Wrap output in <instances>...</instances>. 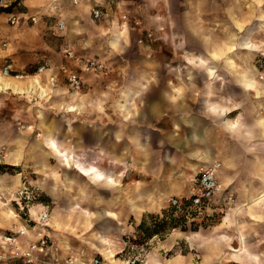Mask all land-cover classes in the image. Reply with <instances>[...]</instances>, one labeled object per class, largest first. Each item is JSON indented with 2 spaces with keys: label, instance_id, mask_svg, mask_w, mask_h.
I'll return each mask as SVG.
<instances>
[{
  "label": "crops",
  "instance_id": "1",
  "mask_svg": "<svg viewBox=\"0 0 264 264\" xmlns=\"http://www.w3.org/2000/svg\"><path fill=\"white\" fill-rule=\"evenodd\" d=\"M72 1L21 0V5L11 11L18 17L15 25L9 22V12L0 11V43L6 41L8 44L6 48L0 45V59L5 62L4 65L7 62L15 65L11 55H31L19 49L22 32L38 34L45 41V45L39 47L41 55L45 57L50 56V50H55L58 41H55L56 37L61 38L63 58L58 63L48 60L43 63L47 67L45 74L50 78L58 77L59 73L62 76L58 78V88L53 89L57 93L54 106L59 109L60 120L59 128L53 135L61 144L65 145L70 141L72 148L77 152H86L84 154L88 158L94 152L101 153V159L98 155L97 159H88V162L93 163L90 168H103V177L97 183L90 179L89 182L110 188L111 168L124 169V174L126 169L134 168L135 180L139 179L135 183L138 184L137 190L131 192L132 195L129 193L128 197L122 193L123 199H133L135 203L136 200L151 199L170 201L175 197L187 196L194 186L197 171L213 160L221 159L223 167L219 173V181L224 188L235 193V196L246 198L248 202L251 198L256 199V203L259 199L264 200V190L256 195L249 191L248 181L239 180L242 166L236 160L238 154H234L231 147L223 144L220 134L227 115L236 113V121L231 122L235 123V127H231L230 122L226 125L232 132L241 123V116L249 120L251 106L255 104L253 101L256 102L258 112L264 106V82L257 80V58L264 54V49L250 50L242 45L246 39L258 44L262 41L264 44V0H118L120 3H114V0H78L77 5ZM55 3L61 6L62 18L67 22V28L62 32L57 30L58 18L51 10ZM101 4L106 13L102 19L95 20L91 9ZM109 7H117L130 18L138 17L152 24L149 31L153 33V37H145L143 44L147 42L151 51H155V47H162L163 42L168 52L166 64L157 61L149 67L141 68L142 72H149V76L146 79L121 82L122 85L119 86L122 89L119 88L116 95L111 94L110 85L104 86L98 82L100 75L84 73L77 61L64 57V50L69 48L81 57L108 60L115 54L120 55L130 45L134 30L132 19L122 20L120 11L118 15L109 16ZM32 16L38 17L37 23L30 20ZM259 25L263 33L257 30ZM223 33L226 34L225 43L222 41ZM47 40L52 43L48 44ZM228 46H231L230 50ZM250 54L256 55L253 64L247 58ZM64 65L69 70L80 73L84 81L82 92L71 90L66 81V73H62ZM252 71L255 72L257 86L262 89L256 94L248 84L250 77L247 76H251ZM162 73H165V78ZM37 85L40 82L36 79L33 86ZM100 88L102 95L97 94ZM256 96H261L257 98L260 101L253 99ZM68 105L77 106L81 112L67 111ZM243 105V113L238 112L239 106ZM259 117H264L262 111L253 121L244 122L245 125L243 123L246 127L245 136L255 137L254 134L257 133L264 138V128L257 122ZM208 159L211 160L207 161ZM258 162L264 167L262 160L258 159ZM0 182L2 183L1 177ZM1 186L7 199L21 188V185L15 188L10 185L7 188ZM145 202L137 203L138 206L134 208L130 206L131 212L138 219L143 214L142 211L151 210L157 205ZM240 206L238 203L235 208L229 209L225 221L216 226L215 230L228 226L226 222L234 212H240ZM82 210V213L91 216L90 211H84V208ZM108 212L114 216L125 214L121 209ZM14 224L18 225L16 219ZM112 224L115 228L114 235L118 234L116 237L121 238L124 229L117 227L113 221ZM237 225L240 246L241 242L246 244L247 251L238 253L236 258L233 250L240 246H230L233 257L229 254L228 258L245 260L250 264H264V250L261 252L258 247L260 241L258 245L248 244L243 233L244 225L241 222ZM99 236L104 242L103 248L94 247L103 254L102 263L124 264L125 261L117 258L123 251V243L119 241L120 249L116 250L112 248L114 240L109 236ZM200 236V232H190L186 236L190 248L195 246L194 239ZM220 238L225 242L231 239L227 234H222ZM217 239H214L215 242H221L216 241ZM19 240L23 245L20 244L17 250L23 251L26 242L34 241L35 238L30 231L21 235ZM171 247H175V244ZM105 248L115 252L113 259L108 258ZM215 256H218V260L226 257L223 250L216 252ZM91 260L92 258L85 264H90ZM207 261L205 258L201 263ZM158 264L191 263L188 256L176 254L170 260Z\"/></svg>",
  "mask_w": 264,
  "mask_h": 264
},
{
  "label": "rangeland",
  "instance_id": "2",
  "mask_svg": "<svg viewBox=\"0 0 264 264\" xmlns=\"http://www.w3.org/2000/svg\"><path fill=\"white\" fill-rule=\"evenodd\" d=\"M114 1V3H120L118 0ZM119 11L117 7H112L109 16L124 14L122 11L119 13ZM127 17V20L132 19L131 22L134 26L132 42L130 45L128 44L127 48H124L125 50L120 55L115 54L108 60H104L108 62L111 73L107 78L100 76L101 78L97 79L104 86L110 85L111 94L113 95H116L119 88H121L119 86L122 85L121 82L146 79L150 73L142 72L141 68L149 67L151 63L157 61L160 64H166L168 61L165 43L162 42V47L160 46L158 49L155 47V51H151V47H148L150 45H147V42L143 44L144 38H149L147 33H152L149 31L152 29V24L147 21L144 22L138 17L130 18L128 14ZM224 26L229 27L230 25ZM257 30L263 33L260 25L257 26ZM225 35L223 33V42L225 41ZM20 38L19 49L31 53V55H11L10 58L13 59L15 64L13 65L14 73L29 77L17 80L12 77H4L1 70L5 62L0 59V77L12 82L19 89L17 92H14L13 89L0 90V177L2 180V176L6 175L10 183H15L14 188L18 185H21V188L24 186L29 187L31 193H34L37 198L35 204L49 206L51 213L49 235L52 236L49 238V245L45 251L36 253L41 261L28 262L23 257H13L16 253H23L30 241L26 242L23 251H18L16 247L2 241V236L10 234L11 231L18 234L19 231L13 222L15 219L12 215V209L9 206L0 205V264H63L70 258H72V263L69 264H85L95 256L103 260V254L99 252L98 248H103L104 242L99 235L109 236L108 238L114 240L115 246L113 244V249H120L118 247L119 241L123 243V251L117 255V258L125 261L124 264H132L135 259H137L136 264H158L170 260L176 254L188 256L191 264H199L205 258L208 261L204 264H250L245 260L239 261L228 258L231 253L229 247L238 248L240 246V233L237 225L240 222L244 225L243 233L246 242L258 245L260 241L259 250L261 252L264 250V217H256L264 215L263 199L256 203L235 196L236 201L233 204L217 206L213 213L186 214L184 219L178 220L183 212L180 209L172 210V205L168 200H136L135 203L133 199L125 200L122 198V193L128 197L129 193L132 195L131 192L137 190L138 184L135 183L139 179L135 180L134 168L126 169L125 174L124 169L111 168L110 176L113 181H110V188L107 186L105 188L103 184L92 183V185L89 179L94 183H97L99 179L95 178L93 174L88 175L82 168L90 169L89 166L93 163L88 162V159H97L99 156V159H101L102 155L94 152L88 158L86 152L81 151L83 152L81 153L74 150L70 146V141H67L65 145L61 144L53 135V132L59 128L58 124L60 123L59 109L54 106L57 93L53 89L58 88V78L62 76L59 73L58 77H51L54 78L53 88H51V78L45 74L47 67L44 71L39 72V68L46 60L51 63H58L57 61L63 58L60 45L61 38L56 37L55 41H58L55 45L57 46L55 50H50L49 57L41 55L42 52L39 47H43L45 41L40 39L38 34L22 32ZM139 38H141L140 41ZM49 40H47L48 44L52 43ZM242 45L250 50L264 49L262 41L258 44L246 39L242 42ZM228 49L230 50L231 46H228ZM255 56V54L247 56L250 64L254 63ZM48 67H51V65H48ZM250 69L254 70L253 67ZM162 75L165 78V73H162ZM253 77L255 79V75ZM36 79L40 82V90H38V85L33 86ZM97 94H103L101 88ZM260 97L256 96L253 99L260 101V99H257ZM253 103L255 104L251 106L252 113L249 120L243 119L241 116L242 121L237 125V130L231 132L226 128V125L229 122L236 121V118H234L236 113L229 114L226 117L227 119L223 121L220 134L223 144L226 147H231L234 154H238L236 160L242 166L239 180L248 181L249 191H253L257 195L264 190V167L260 166L261 163L258 162V159H260L264 164V138L257 133L254 134L255 137L245 136L246 127L244 126L245 123L253 121L258 113L262 111L261 108L258 112L256 102L253 101ZM46 104L49 105L48 108ZM70 107L72 105H68L67 111ZM78 109L80 108L69 112H81ZM243 110L244 105L239 106L238 112L243 113ZM50 137L55 141L57 140L58 144L63 147L68 156V162L61 161L48 145ZM249 147L254 148L249 149ZM219 160L222 162L223 167V160ZM96 169L100 172L104 170L101 167H96ZM91 172H95V169ZM125 180L127 185L124 186ZM0 184L3 185V181ZM143 185L146 187V184ZM233 191L235 192V189ZM145 201H153L152 203L157 205L152 207L151 210L143 212L138 219L131 212V208L138 206L137 203L143 204ZM238 203L241 204L240 212H234L235 215L226 222L228 226L215 230L216 226L225 221L228 210L235 208ZM83 208L84 211H87V209L90 211V217L82 213ZM113 209L124 210L125 214L114 216L108 212ZM171 215L177 219L174 220ZM32 216L35 218L34 214ZM155 220H164V222L159 224L155 223ZM112 221L115 222L117 227L120 226L124 229L121 238L116 237L118 234L114 235L115 228H113ZM111 232L113 234H110ZM190 232H200L201 234L200 237L194 239L195 246H192V248L185 239ZM222 234L229 235L231 239L226 242L221 240ZM216 237L218 238L216 241L221 240V242H215ZM20 244L23 245V242L18 238V246ZM173 244H175V247L172 248L171 245ZM220 250L224 251L226 257L218 260L215 253ZM230 257H233V255L230 254Z\"/></svg>",
  "mask_w": 264,
  "mask_h": 264
},
{
  "label": "built area",
  "instance_id": "3",
  "mask_svg": "<svg viewBox=\"0 0 264 264\" xmlns=\"http://www.w3.org/2000/svg\"><path fill=\"white\" fill-rule=\"evenodd\" d=\"M105 1V0H103ZM74 5L78 4V0H73ZM21 5V0H0V11H5L10 13L9 22L15 25L18 22V17L11 12L16 6ZM103 5H95L91 9L92 17L95 20H100L104 17ZM52 13L57 16L56 28L58 31L62 32L67 28V22L62 18V8L58 3H55L52 8ZM110 15V13H107ZM123 20H127V14L121 15ZM33 23L38 22L37 16L30 17ZM147 37L151 38L152 33H147ZM0 45L4 48L8 46L6 41H1ZM64 57L68 60L77 61L80 70L87 74H97L103 78H107L111 69L108 62L95 58V57H81L76 54L72 49L66 48L64 50ZM259 60L257 61L258 75L257 80L259 82H264V54L259 55ZM45 65L39 68V72L44 71ZM62 71L66 73V81L70 88L74 92H80L83 90L84 81L82 80L80 73L77 70L68 69L65 65L62 66ZM2 74L8 77H24L23 74H15V69L13 64L7 62L2 70ZM54 83V78H51ZM262 112L264 113V106L262 107ZM222 168V162L219 159H215L207 165L201 167L195 177L194 186L191 192L183 198H172L169 203L172 206L180 207L184 202L189 203L188 206L194 210L197 214H207L214 212L217 206L222 204H233L236 201L233 192L224 188L219 181V173ZM37 198L34 193H31L29 187L24 186L20 190L16 191L12 196L7 199L6 193L0 184V205L4 204L9 206L13 212L14 219L18 221V225L15 226L19 233L6 234L2 236V241L13 246L18 247L19 235H26L30 231H33L35 240L30 241L27 244V249L23 253H16L13 257H23L28 262L41 261V259L36 255V253H43L49 245V233L51 229V213L49 206L42 204H35ZM41 207V208H40ZM35 215V218L32 216ZM72 258L67 260L65 263H72ZM137 259L132 261V264H136ZM63 263V264H65ZM90 264H103L102 260L98 257L92 258Z\"/></svg>",
  "mask_w": 264,
  "mask_h": 264
},
{
  "label": "bare ground",
  "instance_id": "4",
  "mask_svg": "<svg viewBox=\"0 0 264 264\" xmlns=\"http://www.w3.org/2000/svg\"><path fill=\"white\" fill-rule=\"evenodd\" d=\"M261 50V49H260ZM202 63V62H201ZM3 75V74H2ZM37 75H40V74H37ZM211 75V74H210ZM255 75V72H253L252 71V75L251 76H247V77H250L249 78V82H248V84H250V86L252 87V89H253V91H255V94L257 93V92H260V91H262V89L261 88H259L257 85H258V82L254 79V76ZM4 76V75H3ZM4 77H8V76H4ZM24 77H29V76H24ZM24 77H12V78H15V79H21V78H24ZM247 79V78H246ZM248 81V80H247ZM50 82H51V88H53V84H52V81H51V79H50ZM19 86V85H18ZM38 90H40L41 89V87H40V85H38ZM3 89H13L14 90V92H17V91H19V89L17 88V86L15 85V84H13L12 82H9V81H7V80H5V79H3L2 77H0V90H3ZM45 90V89H44ZM43 94V93H42ZM71 106V105H70ZM77 106H73L72 105V107H70L69 108V111H76L77 110ZM223 108V107H222ZM225 109V108H224ZM79 110V109H78ZM233 119V118H232ZM258 124L262 127V128H264V117H259V119H258ZM230 124V126L231 127H235L234 125H235V123H229ZM50 139V141H49V144L48 145H50V147L52 148V150L55 152V154L60 158V160L61 161H65V162H68V156H67V154L65 153V150L52 138V137H50L49 138ZM75 150V149H74ZM74 153V152H73ZM14 156V155H13ZM88 159V158H87ZM19 160V159H18ZM209 160H211V159H208L207 161H209ZM72 161V160H71ZM73 165V164H72ZM77 165V164H76ZM73 167V166H72ZM82 168V167H81ZM93 169H95V172H91ZM82 170L85 172V173H87L88 175H94V177L95 178H97V179H102V177H103V173H101L100 171H97V169L96 168H90V169H86V168H82ZM81 173V172H80ZM108 176V175H107ZM107 178V177H106ZM2 181H3V185H4V187H8L9 185L10 186H14L15 185V183L13 184V183H10L9 182V180L7 179V177H6V175L5 176H2ZM110 181L112 182L113 181V179H112V177L110 178ZM11 197V196H10ZM254 197V196H253ZM260 200V199H259ZM134 201V200H133ZM250 201H252V202H256V199H254V198H251L250 200H249V202ZM131 202V201H130ZM153 202V201H152ZM1 205H3V206H6V205H4V204H1ZM240 208V207H239ZM9 210V209H8ZM88 211V210H87ZM137 211H139V210H137ZM140 212V211H139ZM142 212H144V211H142ZM230 212V211H229ZM9 214H11V213H9ZM13 215V214H12ZM141 215V214H140ZM230 215H232V213L230 212ZM235 214H233V216H234ZM8 217V216H7ZM9 218V217H8ZM14 222V221H13ZM110 242H111V240H110ZM110 245V244H109ZM244 245H245V247H244ZM247 246H246V244H243V242H241V246L239 247V249H237V250H233V252H234V256L237 258V254L238 253H242V252H246L247 250V248H246ZM249 249V248H248ZM106 253H107V255H108V258H110V259H113L114 257H115V252L113 251V250H111V249H109V248H106ZM115 260H116V258H115ZM114 261V260H113ZM115 264V263H114Z\"/></svg>",
  "mask_w": 264,
  "mask_h": 264
},
{
  "label": "trees",
  "instance_id": "5",
  "mask_svg": "<svg viewBox=\"0 0 264 264\" xmlns=\"http://www.w3.org/2000/svg\"><path fill=\"white\" fill-rule=\"evenodd\" d=\"M258 60H259V57H258L257 61H258ZM188 204H189V203L184 202V204H182L180 207L172 206V210H179V209H180V211L183 212V213H182L183 215H182L178 220H182V219H184V217L186 216V214H189V215H197V213H196L194 210H192V209L188 206ZM171 217H172L174 220L177 219V218L173 217L172 215H171ZM160 222H164V220H161V221H157V220H155V223H159V224H160ZM161 226H162V223H161Z\"/></svg>",
  "mask_w": 264,
  "mask_h": 264
}]
</instances>
